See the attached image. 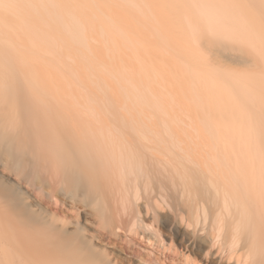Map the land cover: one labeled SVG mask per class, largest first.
Wrapping results in <instances>:
<instances>
[{
  "label": "bare ground",
  "instance_id": "bare-ground-1",
  "mask_svg": "<svg viewBox=\"0 0 264 264\" xmlns=\"http://www.w3.org/2000/svg\"><path fill=\"white\" fill-rule=\"evenodd\" d=\"M118 1L135 9L144 5L152 13L161 40L186 58L184 66L180 67L182 71H194L193 62L200 59L194 45L202 39L218 57L226 49L241 46V49H251L264 59L261 0L257 3L247 0ZM76 2L21 0L19 7L24 11L38 8V14L45 3L59 7L72 22L70 39L87 48L90 40L98 41L94 32L100 30L96 28L93 32V24L86 16L89 0ZM95 4L101 17L108 19L112 26H106L110 30L105 35L106 43L110 45L108 49L113 46V41L118 40L116 35L124 40L123 44L118 40L116 48L121 42L120 46L125 45L126 50L131 49L130 43L126 42L135 40L132 35H142L138 38L140 40L147 37L148 33L142 32L129 17L109 14L108 9ZM5 5L6 0H0V87L10 82L16 94L21 96L29 121L27 128L21 129L19 144L21 148H33L31 157H27L23 150L19 154L11 153L12 163L5 167L23 184L37 188L41 193L47 191L53 204L51 208H45L38 199L25 197L0 181V198L5 199L0 201V205L10 224L0 228V264H123L113 251L104 248L107 243L103 245L116 235L112 228L116 224L119 228L117 213L120 215V207L119 210L115 207L116 196L114 202L112 200L115 186L123 193L122 200L137 202V224H145V228H152L158 234L152 223L144 222L150 212H156L158 208L161 219L172 214L188 227L199 229L207 238H212L211 248H215L221 264H264V115L257 116L250 108L254 107L256 98L261 108L264 107L262 78L258 79V94L249 84L238 81L243 88L239 99L228 91L224 83L220 85L214 79L209 80L207 75L204 88L206 86L207 101L211 104L208 107H212V102L220 106L216 105L209 113L204 111L209 114L207 119L190 115L181 118L180 114L179 117H171V125L165 121V133L158 130L154 117L126 119L124 127H112L108 118L95 113L69 115L63 121L60 119L66 124V129L48 133L39 121L40 113L48 110L46 101L39 94L40 90L48 93L41 77L45 70L42 72L39 56L48 55L46 46L25 19L7 20ZM164 7H168L171 13L168 14ZM166 17L173 24H169L173 28L171 34L166 27ZM103 26L100 27L105 33ZM89 27L93 29L90 36ZM136 47L135 50L143 52L142 48ZM71 48L68 49L71 51ZM101 48L94 50L91 47L92 57L100 59L107 73L122 75L130 81V70L117 65V68H110V53ZM153 49L145 50L154 53ZM155 52H158L156 48ZM72 55L68 58L72 59ZM104 57H108L111 63ZM237 59L239 65L252 64V60L246 57ZM193 77V82L200 80L195 74ZM80 82L85 84L82 78ZM43 106L45 109L41 111ZM70 106L75 110L92 108L79 102ZM215 109L218 116H215ZM38 150L44 153L40 162ZM143 194L152 199L157 208H152L148 202L138 204ZM124 206L123 209L128 207ZM89 221L95 227L90 226ZM206 264H212L211 259Z\"/></svg>",
  "mask_w": 264,
  "mask_h": 264
},
{
  "label": "rangeland",
  "instance_id": "rangeland-1",
  "mask_svg": "<svg viewBox=\"0 0 264 264\" xmlns=\"http://www.w3.org/2000/svg\"><path fill=\"white\" fill-rule=\"evenodd\" d=\"M247 1L252 3L259 2L258 0ZM6 3V19H9V21H12V19L13 21L25 19L38 36L39 40L44 43L48 52L47 56L45 55L42 57V54L39 55L41 57L40 63H42V72L45 70L44 74L41 76L44 81V89L48 90V93L46 94L44 92L42 93L41 90L39 92L46 101L48 108L46 112L40 113L39 121L44 131H47L48 133H51L54 130L66 129L67 126L66 124H63L62 121L67 116L69 117V115H86L92 113L108 118L111 121L112 127L113 125L124 127L125 125L123 126V121L127 122V120L129 121L131 119H146L147 117H154L159 127L158 130L165 133V121L171 125V117L173 119V117L176 118L180 114L179 116L181 118H184L186 115L189 117L190 115L193 117L198 116L195 117L197 119H201V117L207 119L209 118V114L207 113H209L210 110L213 111V108L217 107L216 105H219V103L215 104V102H212V107H208L211 104L207 101L208 97L206 96L208 93L206 86L204 88V85L206 84L204 78L207 75L209 80L214 79L220 85L224 83L225 86H227L228 91H231L232 93H230L233 94V96L235 95L236 98L242 97L241 91L243 88L239 82L249 84V86L254 88V92H257V94L260 92L258 88V79L262 78L261 80L264 82V59L259 57L251 49H241V46L237 49L235 47L229 48L222 52L223 55L221 53L222 56L219 55L220 57H218L214 51L208 49L207 44L203 42L204 39L199 40L198 43L194 45V48H198L196 52L200 58L193 62L194 71L180 70L184 66V62L187 61L186 58L179 55L177 51L161 40L160 35L155 28V19L152 13L144 5H140V7H136L135 9L118 0H111L110 2L107 0H89V8L86 10V16L88 15V19L91 20L90 22L93 24L92 27L94 30L91 29L92 27H89L90 31L88 36L92 35L93 33L91 30L94 32L96 28L100 30V33L96 29L94 35L98 41L90 40L91 38H89L87 41L89 42L90 40V42L87 43L90 47L88 46L85 48L76 45L70 39V31L73 28L72 22L69 17L59 9V7H51L45 3L39 9L40 14H38V8L35 9L34 7L31 10L26 9L25 11L23 8H20L21 0H6ZM95 3H98L103 9H108L107 12L109 14L129 17L135 25L138 24V28L140 30L142 29V32L148 33V35L145 33L147 37L144 39L141 38V41L138 38L142 35H139L138 37L132 35L131 38L135 37V40L133 38L130 42H126L130 43L131 48H127L128 50H126L125 45L120 46V43L122 42L121 44H123L124 42L120 35H116V38L121 40V42H118L119 48L124 47L121 49L118 47L116 48V42L118 40L115 39V36L113 37V35H111V37L117 41L112 42L114 48L113 46L110 47L109 51L108 46L110 45L109 43H106L105 35L106 33L108 34L110 30H108L109 28L106 26H112L108 19L101 17L102 14L97 10ZM76 4L79 5L78 2H76ZM164 10H166L168 14L171 13V10L168 7H164ZM166 20V27L171 34V32H173L172 21L169 17H166ZM95 23L99 26L95 27ZM103 25H105V27ZM100 26L104 27L105 33ZM143 40L147 41L144 42ZM145 43H147L149 48H145L148 47ZM137 45L139 48L143 49V52L145 51V54L141 49V51L135 50ZM91 47L94 50L102 47L103 49L101 48V50H104L105 53H110L109 55L111 56L112 63L108 57H104L105 61L111 63L110 68H113L112 66H114V68L119 66L118 68L125 67L129 69L128 76L130 81H127L122 75L119 77V75L116 76L114 73H107V71L104 70V65L101 64L102 62L100 59H97L94 56L92 57V54L90 53ZM138 47H136V49H139ZM68 48H71L72 50L70 51ZM152 48H154V53L152 50V53L150 50L146 51ZM155 48L158 52H155ZM115 51L119 53L117 54ZM69 52L71 53L69 54ZM140 52H142L143 55ZM115 53L116 56L118 55L117 57L115 56ZM119 54H122V56L120 57ZM71 55L73 58H68ZM175 57L180 58L176 59ZM238 57L251 59L252 64L249 66L239 65ZM121 59H124L127 63L124 61L121 62ZM171 60L174 62L176 60L178 63L175 62L172 64L173 61ZM128 64L129 66H125ZM194 74L200 80L193 82L192 77ZM80 78L83 79L85 84L80 82ZM253 80L255 82H253ZM41 89L43 91L42 87ZM201 93L204 96H202ZM216 99L217 98H215L214 101ZM21 102V96L16 94V90L10 82H8L6 86L0 87V181L3 182L5 186H12L19 193L22 195L24 194L25 197L28 196L32 200L38 199L41 201L40 203L43 207L51 208L53 200L49 197L47 191L41 193L37 188L32 189L28 184H23L19 178L6 168L12 163L10 157L11 153L19 154L20 151L23 150L24 153H27V157H31L32 155V147L26 146V148H21V144H19L18 137L20 136V132H22L21 129H26L27 122L29 121ZM78 102L85 103L92 108H80V110L77 108L76 110L70 108L72 107L70 106L71 104ZM203 106L205 107L203 108ZM250 108L257 116L264 115V107L262 106L261 108L257 98L254 101V107ZM42 109H45V107L43 106L40 109L41 111H44ZM204 111L207 113L205 114ZM212 111L211 113L214 114L215 112V116H218V114L216 115V109L214 112ZM260 113L263 114L260 115ZM57 121L58 123H56ZM172 127L177 128L174 126ZM37 156L39 162L44 159V153L41 150H38ZM115 187L113 189L114 192H112V195L115 194L113 195L112 200L115 196L116 200L117 198L119 199L117 200L118 203L115 200V203L117 204L116 206L114 203V206L117 207L118 210V207H120V215L117 213V218L119 216L118 220L120 221L117 220L119 228L117 224L116 227L112 228L116 233V235L113 236L114 241H105L103 245L105 246V243H107V247L105 246L104 248L110 252L113 251L112 253L120 260V262H123V264H206V262L211 259L212 264H221L215 248H211L210 239L212 238H207L204 232L198 231L199 229L195 230L192 227H188L185 222H180L179 219H176L172 214L164 215V218L161 219V210L155 206L152 199H147L146 194H143V199L140 200L138 204L142 205L143 203L148 202L152 208H157L156 212H150L144 222L146 224L152 223L158 229L159 233L157 234L152 228H145V224L140 222L137 224L138 217L135 216L137 202L134 204V201L125 202L122 200V196H124L122 195L123 193L117 189L118 187ZM116 190H118L117 194ZM119 192L121 195H119ZM40 197H42L43 200H41ZM0 201L3 202L5 199L0 198ZM119 201L120 203L122 202V205L127 204L130 210L127 212V205H123L124 208H126L123 209V206ZM131 207H134V211ZM163 212L166 213L167 211ZM8 219L9 217L2 211L0 205V228H6L10 225ZM87 223H89L90 226L95 227L94 225H91L92 223L90 221ZM206 253L209 254L206 255Z\"/></svg>",
  "mask_w": 264,
  "mask_h": 264
},
{
  "label": "snow or ice",
  "instance_id": "snow-or-ice-1",
  "mask_svg": "<svg viewBox=\"0 0 264 264\" xmlns=\"http://www.w3.org/2000/svg\"><path fill=\"white\" fill-rule=\"evenodd\" d=\"M261 16L264 19V0H261Z\"/></svg>",
  "mask_w": 264,
  "mask_h": 264
}]
</instances>
